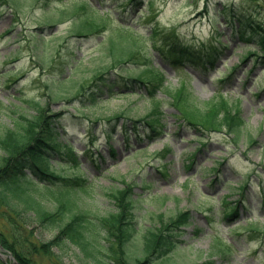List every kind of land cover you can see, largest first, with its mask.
Wrapping results in <instances>:
<instances>
[{
	"label": "rangeland",
	"instance_id": "1",
	"mask_svg": "<svg viewBox=\"0 0 264 264\" xmlns=\"http://www.w3.org/2000/svg\"><path fill=\"white\" fill-rule=\"evenodd\" d=\"M141 1L142 4L132 5L128 0H52L48 7L39 2L18 18L10 9H2L0 0V134L19 130L17 128L26 124V118L35 115L28 101L43 102L44 107L46 105L45 108L52 112L66 111L63 118L69 132L66 138L75 146L77 172H82L81 177L89 183L86 188L73 193L80 208L90 211L94 220L106 216L115 211L113 200L107 194L125 187L123 180L134 186L137 203L135 232L128 244L131 252L141 257L147 229L159 227L178 212L186 210L191 216L189 224L181 230L178 249L169 261L160 260L155 264H195L209 260L213 264H264V206L259 205L264 201V91L261 90L264 87V66L258 67L252 59L240 63L241 56L255 50L257 45L247 47L241 41L232 40V26L216 25L223 33L221 42L227 43L231 39L226 47L212 36V17L218 15V9L222 7L219 4L240 7L245 2ZM206 3H209L208 15L205 14ZM61 5L75 9L69 16L75 11L77 19L86 15L99 19L108 9L112 13L105 20L103 33L91 39L72 38L66 47L62 46L51 67V72L60 73L48 77L59 81L72 74L73 80L83 81L96 69L114 61L105 52L110 38L115 39L121 34V37L134 39L137 44L135 59L140 67L147 63L149 71L163 75L165 87L159 89L155 101L145 93L127 94L120 90L115 96L106 97L98 106L85 109L84 113L107 119L122 112L129 119H143L153 114L155 103L160 101L155 119L162 127L159 132L146 131V128L134 130L133 124L126 119L114 126L104 120L103 125L91 128L96 144L89 148L90 140L82 128V124L87 126L84 116L77 118L73 115L76 113L74 107L80 103L49 99L42 87V70L33 52L35 40L31 33L46 20L43 16L45 10L58 11ZM72 18L68 20L66 17L52 29L51 34L58 38L67 33L73 25ZM218 20L224 21L221 16ZM120 24L133 25L142 36L121 31ZM152 26L172 34L176 31L172 37L191 50L202 49L208 54L220 52L215 68L172 66L147 39ZM210 43L215 49L209 46ZM119 52H124V48ZM11 70L16 74L5 76ZM147 77L154 78L155 75L148 73ZM15 79L17 81L13 82ZM64 83L66 89L74 90L69 82ZM168 91H182L183 99H188L193 107L203 112L220 104L222 98L229 106L239 109L245 126L238 143L225 130H207L188 124L170 102L172 97ZM123 123L129 126L125 128ZM105 129L114 138L110 139ZM11 134L8 133L7 137H12ZM128 136L132 137L131 148L125 144ZM59 141L66 144L63 137ZM111 146L116 150L115 154H112ZM145 148H148L146 153L130 157ZM52 163L55 165L54 160ZM62 167L63 175H78L74 174L76 167L72 161L65 160ZM239 184L248 185L246 200L249 204L246 212H241L240 220L230 222L228 214L239 199V192L234 188ZM35 192L43 195L41 189ZM42 205L50 212L56 207L51 199H46ZM23 216L25 233L33 239L46 243L58 234L56 226L37 222L33 213ZM256 225L261 232L251 229ZM54 251L64 264H85L73 245L62 244ZM0 256L12 263L11 255L5 250L0 249ZM36 259L43 264H55L41 256Z\"/></svg>",
	"mask_w": 264,
	"mask_h": 264
},
{
	"label": "trees",
	"instance_id": "2",
	"mask_svg": "<svg viewBox=\"0 0 264 264\" xmlns=\"http://www.w3.org/2000/svg\"><path fill=\"white\" fill-rule=\"evenodd\" d=\"M41 1L44 0H2V4L13 9L18 17ZM45 1V7H48L49 2ZM244 2L245 5L240 7L225 3L219 14H224L226 18L231 15L233 18V21L228 22L226 19L225 22L227 26H232L233 36L239 33L241 40L247 44L255 41L258 45L256 53L249 51L243 55V58L256 56L255 63L264 65V19H261V17L264 18V2L262 0H244ZM65 5L58 11L49 9L46 11L48 13L46 15H55L56 13L58 16L59 14L58 20L62 21L69 16L71 11L75 10ZM83 7L85 8V6ZM74 14L75 11L72 12V16ZM234 21L239 25H236ZM217 23L222 22L218 20L217 15H214L212 17L213 28L218 32L217 34H221L216 28ZM104 27L102 20L98 21L94 17L86 16L84 19H75V27L71 34H76L80 38H89L102 31ZM122 28L127 32L139 33L132 26L125 25ZM151 32L148 39L152 41L156 49L166 56L168 63L175 66L214 67L213 54L210 55L205 50H191L183 42L172 37L176 31L172 34L154 27ZM245 32H250L252 38H245ZM33 36L36 38L35 50L42 52L37 55L40 67L42 70L48 69L51 65L54 48L48 47L45 43V35L35 34ZM67 40L64 38L63 41L66 43ZM111 43L112 49H108L109 54L115 58L111 65L94 71L89 78L81 83L79 80H73V91L65 90L60 94L59 90L51 89L52 97L58 99L63 95L66 99L69 98V101L80 100L96 103L107 93H117L115 88L120 86V89L124 88L132 92L146 89L150 98L155 101L157 90L164 86V78L159 73L149 71L147 67L142 70L136 68L139 66V62L134 57L135 41H127V51L119 56L116 55L114 49L121 45L113 40ZM137 71L140 72L134 74ZM148 73L155 77H147ZM69 79L71 78L69 77ZM169 93L172 97L170 102L177 107L183 119L189 122L188 124L207 130H225L233 137L236 144L242 137L245 122L239 110L229 106L226 100L222 99L220 104L214 106L213 109L203 112L193 107L188 99H183L182 91L175 92L178 95L173 92ZM160 103L157 101L153 114L143 119H129L125 117L126 114L121 112L108 117L107 123L111 126L118 125L120 119L124 117L123 119L133 124L134 130L146 128V131L151 130L153 133H157L159 128H162L157 122L158 120L155 121ZM30 105L35 109L36 114L28 119L24 126L18 128L19 130L0 134V246L12 254L15 260L14 264H43L37 261V256L47 258L55 264H64L54 251V248L62 244L76 247L81 255L79 257L85 264H155L160 260L169 261L181 243L179 238L182 228L189 224L191 216L189 211L178 212L169 219V222L147 229L143 236L142 256H137L128 248L135 232L134 212L137 201L134 198V186L122 179L125 187L113 189L107 194L113 200L115 211L106 216L96 217L94 220L91 212L81 209L78 200L73 197L75 190L86 188L87 182L81 177L83 173L77 172L78 158L74 154L75 146L71 142L64 144L59 141V137L63 135L62 127H64L61 114H51L37 101ZM77 108L81 110L79 107ZM99 120L96 118L93 124L96 125ZM123 125L125 128L129 126L127 123H123ZM8 133H12V137L8 138ZM106 133L108 134L107 131ZM87 136L90 140L89 144H91L90 146L88 144V147L91 148L96 144L95 137L91 130ZM108 136L110 139L113 137L109 134ZM125 144L129 148L133 147L130 136L126 138ZM111 151L112 154L116 153L112 146ZM143 151H147V148L133 153L132 156ZM52 158L57 159L60 167L63 166L62 162L65 160L72 161L76 167L74 174L78 175H63L61 168L56 169L50 163ZM58 182H62L60 184L63 185V191L55 193L48 183L56 186ZM37 186L53 198L56 206L53 212L43 207L42 201L47 199L48 195L38 197L34 191ZM247 189V184L238 188L241 198L245 197ZM239 203L234 204L235 207L231 209L228 217L238 218L240 216ZM244 204L246 207L248 206L246 203ZM29 212L34 214L37 222L56 226L59 230L58 234L51 241L42 243L25 233L23 215ZM0 264L7 263L0 258ZM200 264H213V262L208 261Z\"/></svg>",
	"mask_w": 264,
	"mask_h": 264
}]
</instances>
